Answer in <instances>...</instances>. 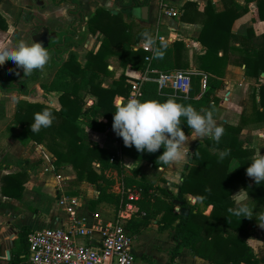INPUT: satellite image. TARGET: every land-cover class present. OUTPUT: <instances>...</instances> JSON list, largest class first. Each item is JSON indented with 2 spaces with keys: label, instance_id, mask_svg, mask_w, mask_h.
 I'll use <instances>...</instances> for the list:
<instances>
[{
  "label": "trees",
  "instance_id": "trees-1",
  "mask_svg": "<svg viewBox=\"0 0 264 264\" xmlns=\"http://www.w3.org/2000/svg\"><path fill=\"white\" fill-rule=\"evenodd\" d=\"M150 0H115V5L120 11L136 6L148 4ZM247 3V0H245ZM71 4L75 0H70ZM181 19L187 12H196L193 1H185L182 4ZM120 11H109L101 7L95 9V13L86 24L88 30L96 35L102 33L101 41L96 50L88 51L86 61L80 65L73 55L63 62L57 70L56 76L50 82L40 83L44 92L58 91L59 106L56 108L44 102L27 101L18 99L11 124L18 128L28 139L44 146L54 157L57 166L70 165L76 174L78 181L84 180L95 185L97 195L89 201L93 206L96 202H106L118 205L121 196L110 191L114 180L104 174L109 168L121 170V158L108 148L97 143L87 141L88 129L104 131L111 126L112 112L115 111L114 97L127 98L130 91V79L121 73L116 79H112L106 86L102 85V77L110 75L107 57L116 55L121 67L130 66L133 69L144 71L171 70L175 68H187L186 49L181 40H175L170 44L162 43L158 39L154 47L165 45L163 59H157L151 54L148 60V52L141 46H136L143 37L141 33L149 27L136 25L122 19ZM248 11L246 4L241 5L232 0L224 10L215 12L208 0L201 12H196V21L202 24L197 36L202 45V51L194 58L195 66L205 74V88L202 90V75L192 74L187 93H180L170 88H158L152 80L143 82L140 86L138 100H165L175 98L183 105H190L198 111H209L212 116L217 110V98L211 96L207 88H217L222 85L221 78L224 75L228 63L243 66L244 75L259 78L264 73V31L259 37L254 36L252 27L245 32L236 33L231 30L232 23ZM199 14V15H197ZM195 17V18H196ZM264 21V0L255 1V12L252 20ZM7 29L5 18L0 14V31ZM144 40V39H143ZM135 49V51H133ZM219 52H221L219 54ZM35 70H33L34 72ZM154 77L156 73L150 72ZM29 75L20 80L22 91L26 92V82ZM86 93L96 96V103L82 110L83 96ZM259 105H256L252 97L250 114H244L242 110L240 122L237 125L223 123L218 126L224 128L219 142L208 137L204 140L206 146L197 145L191 153V163L186 165L181 180L177 184V196L168 189L154 185L139 174V167L135 165L130 174L122 175L124 187L136 186L140 188V198L135 202L137 209L126 223V229H136L145 226L152 219L160 228H171L174 246L170 252L173 260L181 247H188L196 255L213 264H257L258 259L247 243V224L259 222L258 217L264 214V185H256L251 178L245 175V167L253 157V149L244 145L241 139V130L248 121H264V84L258 88ZM43 109L49 110L54 119L49 127L41 128L33 133L29 125L33 121L34 114ZM99 118H105L101 121ZM183 123V118H181ZM186 135L192 130L186 125H181ZM10 132L13 128L7 126ZM117 136V135H116ZM121 154L134 159L138 163L146 162L152 167H167L158 160V155L163 149L155 153L137 152L134 147H126L122 139L117 136ZM209 147L215 149L210 150ZM229 149V155L223 160L218 153ZM235 161L234 167L230 164ZM94 163H98L95 168ZM19 165L20 170L7 172L1 177L0 194L2 196L20 198L23 183L28 177L27 160L18 159L3 150L0 153V167ZM264 184V182H262ZM248 187L249 197L254 201L253 216L256 218H239L233 215L229 209L235 207V201L231 194L236 188ZM208 189V191H205ZM184 194L195 198V203ZM174 200L180 201V206L186 207L188 213L180 215L174 212ZM197 203L211 205L208 215L202 213ZM251 206V205H250ZM130 224V228L128 225ZM133 230V231H134ZM27 231H21L19 238L23 248L28 251ZM25 251V250H23Z\"/></svg>",
  "mask_w": 264,
  "mask_h": 264
},
{
  "label": "crops",
  "instance_id": "crops-1",
  "mask_svg": "<svg viewBox=\"0 0 264 264\" xmlns=\"http://www.w3.org/2000/svg\"><path fill=\"white\" fill-rule=\"evenodd\" d=\"M65 1L66 4H71V2H69L70 0ZM185 1L188 0H150L148 4H145L147 5V12L146 18L144 19L140 17L139 10L131 8L120 11L115 5V0H75V3L71 5L74 6V9L78 11L79 17L76 16L78 20L79 18L81 19V33H84V25L87 26L86 20L93 16L97 7H101L112 12L120 11L122 19L126 22L131 21L136 25L149 27L150 34L162 43L170 44L175 40H181L184 43V47L186 49V59L189 65L187 68H175L174 70H189L197 72V74H201L203 78V75L205 74L198 68H196L194 62L195 56L199 54L203 49L202 45L197 40V36L202 27V24L199 22V20H195L197 19V17L194 15L196 14V12H201L203 10L204 5L208 0H189L195 3L196 12L194 10H192L190 13L187 12L186 17L181 19V15L183 12L182 4ZM231 1L232 0H210L212 9L215 12L224 10L227 5H230ZM234 1L241 5L246 4L248 11H246L244 14L233 21L231 30L236 33H242L245 32L248 27H252L254 30V36L256 38L259 37V35L264 31V21L259 19L252 20V16L255 12L256 0H247V3L245 0ZM162 3H166L169 7L177 10L178 16L168 17L163 15L161 13ZM57 11L58 6L51 4L49 0H0V14L5 18L8 28L6 30L0 31V45H2L4 42L3 38L12 34L15 29L18 31L29 32L31 28L35 29V27L41 26L42 24L48 25L49 22L53 20V14ZM78 26V23L72 24V27L76 28ZM45 30L47 31L46 38L48 42L49 30L46 28H42L41 30H39V32L36 33L34 41ZM80 37V33H77V36L73 38L75 39V41L80 42ZM89 39L90 40L87 41L86 46L90 45L88 49H91L94 43L93 41L95 39L93 36H91ZM142 42H144L143 39L139 40L136 43V46H140ZM46 48L51 49L48 44ZM220 53L221 52H219V54ZM53 55H56L54 51ZM80 58L82 59V57ZM108 60L111 59L107 58V62ZM9 69H14L11 65L10 59L6 60L3 65H0L1 71L6 74L12 75L13 72L9 71ZM108 69L111 71L110 75L104 77L108 81L116 79L121 73H127L137 76L138 74H141L145 71L144 70L141 72L140 70L133 69L130 66L121 67L120 65H118L114 67L109 64ZM263 75L261 73L260 76L264 77ZM19 76L20 80H22L23 72L22 75L19 74ZM221 80V86L225 87V91L222 93V100L225 102L234 100L235 107L232 111L234 112L235 109L238 108V114L235 116V118L232 117L229 122H227L226 118L220 119L222 120V122H217V120H215V122L217 126L223 123L237 125L240 122V115L242 110H245L247 107L246 105H248V91L250 89L251 91L253 90L254 83L256 87L258 85L255 82V78L244 75L243 66L234 65L232 63H228L226 65L224 75ZM262 81H264V79H262ZM233 82L237 83L240 86L238 88V91L240 92L239 96L234 99L233 91L232 89H230V86H232L231 83ZM102 85L106 86L107 82H102ZM20 86L23 89V86L19 85V87ZM40 89L42 90L41 87ZM216 89H218V87ZM49 92H57L56 95H58V91ZM22 93L26 92L22 91ZM47 93L48 92L43 91V94L46 95ZM19 98L27 101H38L25 97ZM125 100L126 99L121 96H115L114 104L115 101L120 102ZM54 101H56V103L52 104L51 102ZM84 101L85 103L87 101V103H84V107L82 108V110L96 103V96L90 93H86ZM38 102L47 103V101L43 100ZM51 102L50 104H47L57 108L59 106L58 96H56V99H51ZM255 102L256 105H258V107L260 108L258 98L255 99ZM10 110L12 111V108H10ZM14 110L15 105L13 107L11 115H9V122H11L13 118ZM99 120L103 122L106 121L105 118H99ZM7 124L3 127L0 126V153L3 150H6L8 154L14 156L15 158L27 160L26 169L28 177L23 183V190L20 198L7 197L0 194V264H22L28 258L29 252L27 251V249L23 248L21 240L18 237L21 231L31 232L33 229H41L48 226H62L65 228L67 227V216L61 210L57 203V197L60 193L70 196H79L81 202L84 199V201H86L87 203L91 200V198L86 199L81 192L77 191L76 187L80 186H71L66 183L64 175L62 173H64L65 170V172L70 174L71 170L68 166H57L54 163L53 155L44 146H42L41 144H37L32 140H28L17 127L14 128L15 126L13 124H11L10 127H12L14 130L13 132H10L7 128ZM253 128H258V130L255 132V129ZM108 131H111V126H107L104 131L88 129L87 139L94 140L90 143H97L108 148L121 159H123V157H127L121 154L119 150L117 136H115L113 139H109L107 135ZM244 132H246L247 137H249L248 141L245 140L244 145H246L248 148L253 149V151L257 148L261 149V151L262 149H264V121H248L243 125L241 135H245ZM261 138L263 139L261 140ZM2 144H5L6 146L1 147ZM147 165L152 167L149 163H147ZM234 165L235 161L230 164V168L234 167ZM165 168L167 167H157L156 169ZM0 169L3 170V172H1L0 174L1 185V177L3 174L11 171L16 172L20 170L21 167L19 165H16L6 168L3 165L0 167ZM57 174L61 175V179H58L56 177ZM239 189L240 188H236L233 194L236 193ZM184 196L189 199L190 203L196 202L193 196L188 194H184ZM233 198L235 201V197ZM246 202L251 205V207L254 205V201L251 198ZM197 207L205 215H208L212 209L211 205H203L201 203H197ZM253 210L257 212V209L255 207L253 208ZM93 211H89V208H87L89 217L88 219H83V217L80 215L79 209L76 218L80 223L84 224V226L90 228L94 224H98L103 221L101 217H99L101 221L95 223L91 221L92 219H94L93 213H98L96 210L94 212ZM132 216L133 214L131 215V217ZM129 219H127L126 221L128 222ZM151 222L158 225L156 223V219H152ZM257 223L249 222L247 224L248 231L246 240L252 251L255 253L256 258L258 259L257 264H264V228L259 227ZM161 230L167 231L168 229L160 228L159 226L154 228L149 223V225L146 227L139 226L137 230H128L134 235L132 243L134 264H139L138 262H136L137 258L141 259V264H156L155 258L159 257L158 255H161L162 257L157 264H169L167 251L170 249V253L174 245L171 248H168V245H170L166 240V236L168 235V233L163 238ZM94 235L97 236L96 234ZM79 240L81 239L79 238ZM84 241H86V239ZM172 261L173 262H171V264H213L206 259L196 256L188 247H181L179 249L178 255Z\"/></svg>",
  "mask_w": 264,
  "mask_h": 264
},
{
  "label": "rangeland",
  "instance_id": "rangeland-1",
  "mask_svg": "<svg viewBox=\"0 0 264 264\" xmlns=\"http://www.w3.org/2000/svg\"><path fill=\"white\" fill-rule=\"evenodd\" d=\"M49 2H51V4L57 5L58 11L53 14L54 15L53 20L49 22L48 25L42 24L41 26L35 27V29L31 28L32 31L30 30L29 32L18 31L15 29V31H13L12 34L3 38L4 42L2 45L4 44L14 45L16 42L21 41V40L31 43L32 40L34 41L36 33L39 32V30H41L42 28L43 29L46 28L49 30L48 45L51 49H47L49 52V60L45 64V66L42 69L35 70L29 75V79H27V82H26V93H22V87L21 86L19 87L20 85L19 84L20 82L19 74L22 75V69H17L15 65H13L11 62V65L14 68L15 74H13L14 73L13 71L11 75V74H6L0 70V126L1 127L6 125L7 123H8L7 126L11 125L12 122H9L10 120L9 115H11V112L13 111V107L16 104V101L20 99L19 97H25L28 99L38 100V101L43 100V101H47V103L49 104L51 102V99H56V96H58L56 95L57 92H48L45 95L43 94V91L40 89L39 84L42 82H50L56 76L57 70L62 66L63 62L69 58L70 55H73L76 61L80 65H83L86 61L87 52L90 50L92 51L96 50L101 41L102 33L97 31L96 35H94L88 30V26L84 25V33H81V28H80L81 19L79 18L78 20V18L76 17L75 14L78 13V11L74 9V6H72L69 3L66 4L65 0H49ZM73 23H78L79 26L76 28L72 27ZM77 33H80V36H81L80 42L75 41V39L73 38L77 36ZM91 36H93L95 40L93 41L94 43L91 49H88L90 45L86 46V43L88 40H90L89 38ZM53 51L56 53V55H53ZM80 57H82V59ZM107 58L111 59V60H108L107 62L109 65L114 66V67L119 65L118 63L119 59L116 55H109ZM102 78H103L102 82H107V85L110 83V81H108L106 78L104 77ZM262 79H264V77H261V76L255 79V82L257 83L258 86L256 87L254 83L253 90L251 91L250 89L248 91L247 98L249 100L247 102L248 105H246L247 107L244 112V114L246 115L250 114L252 111V108H251L252 97H254V100L257 98L259 99L258 88L261 84H264V81H262ZM231 84L232 86H230V89H232L233 91V99H234L237 96H239L240 92L238 91V88L240 86L234 82ZM6 86H9V87H6ZM207 90L209 91L211 96L216 97L218 100L217 110H216L215 115L213 116V119L217 120V122L218 121L222 122V120L220 119L226 118L227 122H229L232 117L235 118V116L238 114V108H236L234 112L232 111L235 107L234 100H230L228 102H225L222 100V96H223L222 93L225 91V87L221 86V87H218V89L207 88ZM84 97L85 95L83 96V101H84ZM125 99H126L125 101H127L128 97ZM51 103L54 104L56 103V101L51 102ZM117 103L118 101H115V105ZM10 108H12V111L10 110ZM253 129H255L254 130L255 132L258 130V128H253ZM244 134L245 135H241V139H243V141L245 142V140L248 141L249 137H247L246 132H244ZM107 135L109 139L110 138L113 139L116 136L112 128H111V131H108ZM189 135H195V133L191 130L189 132ZM206 138L208 137L199 138L198 140H190L188 142L187 147L190 152V158L182 166L171 164L167 166V168L165 169H156L154 167H150L149 165H147L146 162L138 163L134 159L123 157V159H121V166H120L121 170L120 171H118L116 168H109L104 171V174L106 176H109L110 178H113L114 180L113 185H111L110 187V191L114 192L115 194H118L116 185H118L119 182L121 181L122 175L130 174L133 167L137 165L139 167L140 175H142L147 180H150L154 185L158 187L162 186L168 189L170 193L177 196L178 195L177 194V184H179L181 180V175L184 173L186 169V165L187 164L189 165L191 163V153L194 147L197 145L206 146V144L204 143V140ZM262 139L263 138H261V140ZM87 141L93 142L94 140L87 139ZM5 146H6L5 144H2L1 147H5ZM209 149L212 151L215 150L212 147H209ZM257 151H260L262 154H264V149H262L261 151V149L257 148L254 150L253 156L257 153ZM63 166L64 167L68 166L72 172V173L70 172L69 174L65 172L64 170V173H62L64 175L66 183L71 186H80V187H76L78 192H81L82 195L86 199L87 198L94 199L97 195L95 185L90 184L84 180L78 181L76 179V174L74 170L71 168V166L70 165H63ZM94 166L95 168H98V163H94ZM1 172H3V170L0 169V174ZM87 208H89V211L96 210L98 214H100L98 216H100L101 219H103V221H106L109 219L111 220L112 217H115L116 214L121 209V206L120 204L115 205V204L106 203L102 201L96 202L93 206H91L89 202L87 203L83 199L81 202V208H80V215L83 217V219H88L89 217L88 215L89 212H87ZM101 219L99 217H94V219H92L91 221L95 223V222L101 221ZM149 223L154 228L158 227V225H156L153 222H148L145 225V227L148 226ZM128 227L130 228V224L128 225ZM167 229H168L167 231L161 230L162 237L164 238L166 234L168 233V235L166 236L167 237L166 240L170 244L168 245V248H171L174 245L172 238H171L173 230L171 228H167ZM133 230L134 229H131L129 231H133ZM169 250L167 251L168 262L169 264H171V262L173 261L171 260V258H169L170 256ZM158 256L159 257L155 258L156 264L159 263L162 257L161 255H158ZM136 262L141 264V259L137 258Z\"/></svg>",
  "mask_w": 264,
  "mask_h": 264
},
{
  "label": "clouds",
  "instance_id": "clouds-1",
  "mask_svg": "<svg viewBox=\"0 0 264 264\" xmlns=\"http://www.w3.org/2000/svg\"><path fill=\"white\" fill-rule=\"evenodd\" d=\"M147 47H152L153 57L163 59L164 47H154L155 41L147 31L141 33ZM135 51V49H133ZM11 60L17 69H22L23 76L30 75L33 70L42 69L49 60V52L40 42L31 43L23 40L14 45H0V65L6 60ZM13 71L14 69H9ZM183 118V123L181 121ZM54 117L52 113L43 109L34 114L33 121L29 125L30 131L36 133L41 128L49 127ZM192 129L195 135H186L181 125ZM111 128L115 135L122 139L126 147H134L137 152L155 153L163 149L158 155V160L163 165L175 164L182 166L189 158L190 152L187 144L190 140L211 137L219 142L224 128L217 126L209 111H198L190 105H183L175 98L165 100H138L136 98L120 101L112 112ZM229 149L218 153L223 160L229 155ZM245 175L251 178L256 185H264V154L260 151L251 158L245 167ZM248 187L240 188L236 193L235 207L229 211L239 218H256L253 216V208L246 202L250 199ZM208 191V189H205ZM258 226L264 228V214L258 217Z\"/></svg>",
  "mask_w": 264,
  "mask_h": 264
},
{
  "label": "built area",
  "instance_id": "built-area-1",
  "mask_svg": "<svg viewBox=\"0 0 264 264\" xmlns=\"http://www.w3.org/2000/svg\"><path fill=\"white\" fill-rule=\"evenodd\" d=\"M161 13L168 17L178 16V11L166 3L161 4ZM140 46L149 53L145 57L148 60L152 54V47H147L144 42ZM150 72L156 75L151 77ZM192 74L197 72L174 69L156 71L146 68L137 76L124 73L130 79L128 99L136 98L140 94L141 84L147 80L155 81L158 88H170L185 94ZM204 88L205 75L202 78V90ZM56 177L61 179L60 174ZM116 188L121 196V209L111 220L94 224L90 228L76 218L81 208L80 197L60 193L57 203L67 216V227L48 226L29 232L27 236L29 255L22 264H134L132 252L134 235L126 229V220L137 209L135 202L140 198L141 191L136 186L124 187L122 180ZM93 216L100 217L98 213H93Z\"/></svg>",
  "mask_w": 264,
  "mask_h": 264
},
{
  "label": "water",
  "instance_id": "water-1",
  "mask_svg": "<svg viewBox=\"0 0 264 264\" xmlns=\"http://www.w3.org/2000/svg\"><path fill=\"white\" fill-rule=\"evenodd\" d=\"M133 9L140 11V17L142 19L146 18L147 5L136 6V7H133ZM75 15L79 17L78 13H76ZM46 34H47V31L45 30L35 40L36 42H40L43 47H47V44H48ZM174 203L176 204L174 206V212H178L180 215H186L188 213V209L186 207L180 206V201L174 200Z\"/></svg>",
  "mask_w": 264,
  "mask_h": 264
}]
</instances>
